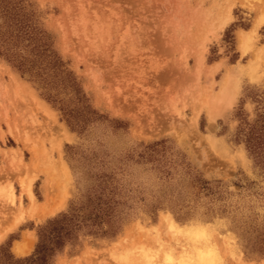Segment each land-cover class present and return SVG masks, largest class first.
Returning a JSON list of instances; mask_svg holds the SVG:
<instances>
[{
    "label": "rangeland",
    "instance_id": "374dc122",
    "mask_svg": "<svg viewBox=\"0 0 264 264\" xmlns=\"http://www.w3.org/2000/svg\"><path fill=\"white\" fill-rule=\"evenodd\" d=\"M25 3L50 33L98 117L81 133L71 130L41 89L0 59V230L32 204L25 185L31 182L36 199L44 197L36 200L40 209L48 198L44 169L58 174L61 163L68 167L66 179L51 181L57 187L52 188L59 206L55 213L45 218L26 214L0 245L9 246L16 257L31 254L38 225L79 203L98 183V172L114 170L118 185L135 196L120 232L112 238L82 232L53 264H143L144 254L156 263L168 264L167 257L178 262L193 248L187 227L200 224L222 264H264V0ZM229 8L231 19L222 27ZM241 31L247 34L243 48ZM15 77L27 90L15 84ZM72 95L58 92L69 106L76 103ZM28 140L47 154L44 169L36 173ZM156 142L153 156L167 161L173 178H160L152 162H135L144 145ZM181 160L206 180L219 181L220 198L191 199L176 213L168 206L152 209L158 199L167 205L170 195L163 191L175 188ZM9 186L14 199L2 192ZM166 214L181 225L178 232L165 229ZM26 227L32 231L12 244ZM27 237L32 248L16 254L14 245Z\"/></svg>",
    "mask_w": 264,
    "mask_h": 264
},
{
    "label": "trees",
    "instance_id": "16d2710c",
    "mask_svg": "<svg viewBox=\"0 0 264 264\" xmlns=\"http://www.w3.org/2000/svg\"><path fill=\"white\" fill-rule=\"evenodd\" d=\"M25 2L0 0V59L22 77L34 82L41 89L42 97L61 111L71 130L81 133L86 124L98 116L85 103L76 77L53 47L50 33L41 26L34 9L27 8ZM60 90L72 93L75 105L69 106L58 97ZM260 129H264V124ZM158 144L144 145L135 162H152L155 166L151 168L158 170L160 178H173L172 172L165 168L167 161L160 163V159L153 156L158 152ZM178 164L183 168L175 188L169 193L163 191V196L170 195L167 205L164 198L158 199L151 204L152 209L168 206L176 213L189 206L191 199L220 198V190L215 189L220 185L219 181L206 180L184 160ZM115 174L114 170L98 172V183L87 188L79 203L72 202L67 211L38 225L37 241L31 254L16 257L9 246L0 245V264H53L66 245L77 243L82 232L107 238L116 236L134 209L129 199L135 196L118 185Z\"/></svg>",
    "mask_w": 264,
    "mask_h": 264
},
{
    "label": "bare ground",
    "instance_id": "6f19581e",
    "mask_svg": "<svg viewBox=\"0 0 264 264\" xmlns=\"http://www.w3.org/2000/svg\"><path fill=\"white\" fill-rule=\"evenodd\" d=\"M230 12H231V9L229 8L227 13H225V15H224L223 22H222V27H223V25L227 24V22L231 19V13ZM260 20L262 21V17H260ZM246 38H247V34L244 31H241L240 32V36H239V43H240V46L242 48L244 47V43H245ZM14 82H16L15 84H17V86L19 88H22L23 90H25V89L27 90V87L25 86V83L23 81H20L19 79H17L15 77L14 78ZM228 83H229V79H228V77H225L223 79V81H222V89H220L222 91V93H223V91H224V93L228 92L227 91L228 90V88H227L228 87ZM222 93L220 92L221 96H222ZM224 93H223V95H224ZM221 96H220V98H221ZM217 99H218V96H217ZM217 102H219V101H216L215 103H217ZM216 106H218V104H216ZM223 106H225V105H223ZM42 108H44V110L47 111V112H48V110H49V112H52L50 110V108L48 107V105H42ZM212 111H214V109H212ZM210 115H211L210 119L212 121L213 113L211 112ZM213 121H214V119H213ZM65 136L68 137L67 132H65ZM28 143H29V140H28ZM40 145L38 143H35V142L34 143L31 142L28 145L29 148H30L29 150H30V152L32 154V158H31V163L30 164H31L32 171L35 172V173L37 171H39L40 169L41 170L44 169L42 167V165H41V162L47 156L43 146H40ZM59 146H60V144H59ZM59 167H60V168H58V169H60V171L58 173L59 175L56 174V172L53 169L51 171H50L49 168L44 169L46 171V173H48V180H49L48 184H47V191H48V193H47L48 195L47 196H48V198H47L46 203L41 205L40 209H38V206L36 205V197L33 194L31 182L24 186L25 187L24 190L27 192L28 197L31 199L32 204L29 207H27V208H23L22 207L19 210L18 214L15 213L17 215L16 217L13 218V221L15 220V222L12 223V221H11V224H9V225L6 224L0 230V243L3 241V239L5 238L7 233L10 230L14 229L16 224L19 223L18 221H21L23 216H25L26 214L29 215V216H32V217L38 215L40 218H45V217H47L50 214H54L55 211L59 208V206L55 205V202H54V194H52V192H54L55 190H52V188L54 186L51 185V181L54 178H57V179L65 178L66 179L67 175H68L67 164L65 165L64 163H61V165ZM56 188L57 187H54V189H56ZM2 192H4L11 199L15 198V194H14V190H13L12 186H9L8 188H6V190H3ZM166 216H167V214H166ZM166 216H165V221H164L165 229L167 231L169 230L171 232H178L180 230V228H181V225H177V223H175L173 221L171 215L167 216V217ZM4 218H6V217H4ZM187 228H188L187 231L189 232V235H190V238H191V241H192V246H193L192 251L190 250V253L186 254V256L184 255L185 257L179 259L178 262H174V261L170 260V258L168 259V257H167L166 260H167L168 264H222V261L220 259V256H219L218 252L209 244V240L207 238V230H206V228L203 225H201V224L195 226V228H192V227H187ZM14 246H13L14 247L13 249L15 250L16 254H19V255L26 254L32 248V244L30 243L28 237L25 239L24 242H17ZM164 260H165V258H164ZM160 262L156 263L151 256H149L148 254H144L143 264H163V263H160Z\"/></svg>",
    "mask_w": 264,
    "mask_h": 264
},
{
    "label": "crops",
    "instance_id": "0c3cea01",
    "mask_svg": "<svg viewBox=\"0 0 264 264\" xmlns=\"http://www.w3.org/2000/svg\"><path fill=\"white\" fill-rule=\"evenodd\" d=\"M252 24H253V23H252ZM251 26H252V25H251ZM238 29H245V28H238ZM238 29H237V30H238ZM237 30H235V38H236V42H237ZM238 51H239L240 55H242V53L240 52V50H238ZM246 62H247V61H246ZM246 62H245V63H246ZM245 63H242V65H245ZM259 79H260V78H259ZM40 179L42 180L41 185H43V196H44V190H45V183H44V181H45V177H41ZM36 200H38V201H42V200H44V197H43L42 199H36ZM24 231H32V228H30V227H26V228L21 229V230H20V237H18V238H16V239H13L12 244H13V242L16 241V240H19V241L22 240V236H23V234H24Z\"/></svg>",
    "mask_w": 264,
    "mask_h": 264
}]
</instances>
